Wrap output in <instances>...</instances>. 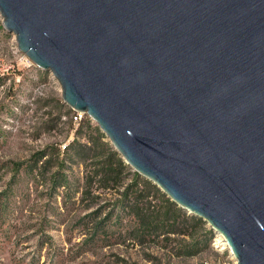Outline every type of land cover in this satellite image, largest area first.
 <instances>
[{
  "label": "water",
  "instance_id": "95a60500",
  "mask_svg": "<svg viewBox=\"0 0 264 264\" xmlns=\"http://www.w3.org/2000/svg\"><path fill=\"white\" fill-rule=\"evenodd\" d=\"M3 27L135 172L264 264V0H0Z\"/></svg>",
  "mask_w": 264,
  "mask_h": 264
},
{
  "label": "rangeland",
  "instance_id": "374dc122",
  "mask_svg": "<svg viewBox=\"0 0 264 264\" xmlns=\"http://www.w3.org/2000/svg\"><path fill=\"white\" fill-rule=\"evenodd\" d=\"M71 113L59 81L19 53L16 36L5 30L0 14V264H223L234 259L213 229L209 243L193 255L183 251L204 239L203 230L191 229L187 236L155 229L143 235L138 218L124 209L131 199L124 195L126 188L136 184L133 168L113 164L112 180L104 172L106 161L113 163L108 149L98 148L99 157L85 163L71 158L73 151L64 153L79 127ZM96 129L101 131L91 121L77 140L92 145ZM104 141L114 149L107 137ZM62 172L70 190L54 185ZM140 177L138 188L151 192L141 183L149 180ZM143 204L164 207L159 194ZM205 229H211L208 223Z\"/></svg>",
  "mask_w": 264,
  "mask_h": 264
},
{
  "label": "trees",
  "instance_id": "16d2710c",
  "mask_svg": "<svg viewBox=\"0 0 264 264\" xmlns=\"http://www.w3.org/2000/svg\"><path fill=\"white\" fill-rule=\"evenodd\" d=\"M72 120V119H71ZM87 122L85 123V120L80 122V125L78 128H76V139L67 147H65L64 153L67 155L72 152L71 158H76L78 161L86 162L88 160H93L97 157L96 150L98 148H101L102 150L108 149L110 159L113 160V163H108L106 160V167H105V176L109 175L112 176V180L114 179V175L116 173L115 169H112V166H119L122 169H127L128 165L125 163V161L122 159V157L119 155L117 151L114 149L111 150L108 142H105V134L101 133L99 129H96L95 133V140H93L92 145H88L85 143H82L81 141H78L77 139L80 137L81 129L83 127L91 128V121L86 117ZM91 141V140H90ZM89 141V142H90ZM43 154V153H42ZM42 154H39L38 156H42ZM44 155V154H43ZM59 156V155H58ZM38 161V160H37ZM49 161H47L45 164H47ZM114 164V165H113ZM68 174L62 172L57 173L55 176V186L58 188H64L70 190L71 188V181L67 176ZM134 181L136 182L135 185H130L126 188V191L124 195L127 197L129 196L130 202L127 203V205L124 206V209L133 214V216L137 217L140 223V229L142 231V234L145 235V233H153L155 229H160L162 231V234H181V235H187L190 236L192 233V230H203L204 239L202 241H198L196 243H193L187 248L184 249L185 255H193L197 253V247H201V244L209 243V241L213 237V231L212 229H205L207 222L203 219L195 216V215H189L186 210L180 208L176 203L171 201V199L163 193L159 187H157L155 184H153L151 181H144L141 180V183H145L151 186V192H146L145 190H140L138 188L139 181L141 179L140 175L137 172L133 173ZM136 187V190L133 191L131 187ZM130 194V195H129ZM155 194H159L164 202L163 209L155 208L154 206H148L145 208L143 202L144 200H148L150 197H154ZM102 229V226L98 224L97 230L100 232ZM147 235V234H146Z\"/></svg>",
  "mask_w": 264,
  "mask_h": 264
},
{
  "label": "built area",
  "instance_id": "2783aa9c",
  "mask_svg": "<svg viewBox=\"0 0 264 264\" xmlns=\"http://www.w3.org/2000/svg\"><path fill=\"white\" fill-rule=\"evenodd\" d=\"M72 121L75 125H80V122L83 120L84 116L86 114L82 113V112H77L75 110H72ZM223 264H237V260L236 259H233L232 261H227Z\"/></svg>",
  "mask_w": 264,
  "mask_h": 264
},
{
  "label": "bare ground",
  "instance_id": "6f19581e",
  "mask_svg": "<svg viewBox=\"0 0 264 264\" xmlns=\"http://www.w3.org/2000/svg\"><path fill=\"white\" fill-rule=\"evenodd\" d=\"M226 242V241H225ZM227 243V242H226ZM228 246V245H227ZM233 256V255H232ZM234 257V256H233ZM235 259V258H234Z\"/></svg>",
  "mask_w": 264,
  "mask_h": 264
}]
</instances>
